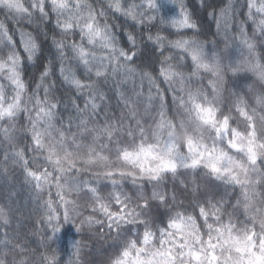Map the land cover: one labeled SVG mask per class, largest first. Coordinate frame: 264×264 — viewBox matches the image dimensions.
<instances>
[{
    "label": "snow or ice",
    "instance_id": "1",
    "mask_svg": "<svg viewBox=\"0 0 264 264\" xmlns=\"http://www.w3.org/2000/svg\"><path fill=\"white\" fill-rule=\"evenodd\" d=\"M201 3L223 48L200 39L185 0H0L20 35L18 45L0 20V164L21 171L37 214L29 236L11 228L13 209L0 205V264H85L86 244L63 241L69 226L75 236L115 234L106 264H264V51L256 43L264 0H243L239 10L237 0ZM109 13L131 21L126 45ZM37 18L54 24V59L26 78L41 45L23 25ZM57 79L72 94L66 118ZM109 81L126 109L118 118L101 116ZM129 82L133 94L122 90ZM181 170H203L230 199L175 203L165 179ZM154 207L165 211L152 215Z\"/></svg>",
    "mask_w": 264,
    "mask_h": 264
},
{
    "label": "trees",
    "instance_id": "2",
    "mask_svg": "<svg viewBox=\"0 0 264 264\" xmlns=\"http://www.w3.org/2000/svg\"><path fill=\"white\" fill-rule=\"evenodd\" d=\"M205 2L219 8L226 2V0H205ZM242 2L243 0H237V10H239ZM185 3L192 11L194 19L197 20L200 26V39L207 40L209 42V47H211L212 41H218L219 47L223 48L225 43L223 34L217 33L215 21L207 15V9L202 7L201 0H185ZM170 7V4L165 3L161 14L166 13ZM237 19H243V16H238ZM0 20L7 23L8 27L12 30V34L14 35L17 44L19 45L20 35L16 30L19 25L13 24L10 20H6L2 12H0ZM108 20L114 26V30L121 39V42L126 45L127 36L125 33L126 31L131 30V21H126L124 17L114 15L112 13H109ZM23 26L27 31L37 37L38 42L41 45V51L38 54V58L31 63H26L25 65L26 78L38 77L39 72L42 70V65L48 59H54V52L51 49V42L48 39V37L52 34L54 24L48 21H41L37 18L34 19L31 24L24 23ZM248 32L249 35L252 36V28L250 26L248 27ZM137 37L139 41V29H137ZM256 43L258 44V50L264 51V37L256 39ZM141 45V51L144 55L140 57V60L147 62L150 59L152 51L150 42L143 40ZM233 54H235L234 50ZM50 79L52 78L50 77ZM167 87L168 86L166 84H161L162 90L167 89ZM229 87H231V85H229ZM57 88V95L62 98L61 108L62 110L65 108L67 109L63 112V115L66 118L67 116L73 114L72 94L61 86L58 79ZM101 88L107 94V99L104 101L101 110V116H103L104 113H107L109 117L118 118L121 112L126 109H124L123 101L116 94L115 83L112 81L107 83L101 82ZM122 90L126 91L128 94H133V84L129 82ZM135 91H140V83L138 80L135 85ZM143 93V102L144 104H147V82L144 84ZM79 103L82 105L83 100H80ZM167 104L169 106L172 104L171 92L167 93ZM0 160H3L2 151H0ZM164 186L168 191L169 197H171L173 193L175 194V203L183 204L186 207L194 196H199L200 194H215L217 198H219L220 195H223L226 201L230 199V195L226 194L224 186L218 181H215L213 177L205 175L203 170H200L195 174L192 172L184 173L183 170H181V174L176 177H172L170 175L166 177ZM194 188H198V193H193ZM230 191V189L227 190L228 193H230ZM231 201L234 202L235 197H231ZM0 205H7L13 209L14 217L11 228L21 233H28L29 236H31L33 224L37 217V214L34 212L36 204L33 200V192L31 187L25 182L21 171L18 168H13L11 162L7 165V171H5V166L0 164ZM164 211L165 209L163 207L159 209L154 207L151 209V214H163ZM189 211H191L190 208ZM3 231V229H0V236H2ZM92 233L97 234L93 235ZM98 233V229H93L91 232L86 230L83 235L75 236L74 230H72L69 226L65 232L63 241L66 243L75 237V239L81 240L84 244H86V247L83 249V260L85 261V264H106L107 258L113 251L115 234H109L107 228L104 229L103 236H100ZM33 239L38 241L39 236L33 237Z\"/></svg>",
    "mask_w": 264,
    "mask_h": 264
}]
</instances>
